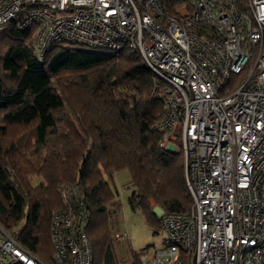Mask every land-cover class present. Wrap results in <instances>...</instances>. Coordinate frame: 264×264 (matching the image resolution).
<instances>
[{"label": "built area", "instance_id": "built-area-1", "mask_svg": "<svg viewBox=\"0 0 264 264\" xmlns=\"http://www.w3.org/2000/svg\"><path fill=\"white\" fill-rule=\"evenodd\" d=\"M180 1L0 0V31L20 14L40 61L58 44L126 48L165 83L159 146L183 154L192 205L161 211L163 246L141 264H264V0ZM83 208L53 214L56 264L93 263ZM0 264L45 263L0 223Z\"/></svg>", "mask_w": 264, "mask_h": 264}, {"label": "trees", "instance_id": "trees-1", "mask_svg": "<svg viewBox=\"0 0 264 264\" xmlns=\"http://www.w3.org/2000/svg\"><path fill=\"white\" fill-rule=\"evenodd\" d=\"M161 6L176 15L181 1ZM20 19L0 31V222L22 248L56 264L53 214L83 205L92 264H122L111 232L117 173L129 172V203L153 234L162 228L155 207L186 213L192 205L183 154L159 146L165 83L126 48L58 44L40 61L36 29H20Z\"/></svg>", "mask_w": 264, "mask_h": 264}, {"label": "rangeland", "instance_id": "rangeland-1", "mask_svg": "<svg viewBox=\"0 0 264 264\" xmlns=\"http://www.w3.org/2000/svg\"><path fill=\"white\" fill-rule=\"evenodd\" d=\"M40 180L35 179L33 183L37 184ZM114 183L120 193L119 199L121 201V207L119 211L112 210V238L120 262L122 264H128L133 254L141 256L142 254H148L149 252H155L157 249H160L163 246L164 231L161 228L158 234H153L143 214L132 209L129 203L130 174L127 170L117 173L114 176ZM154 211L159 216L162 210L159 207H155ZM118 229L121 232H126L128 238H124L123 241H117L113 235L114 231L116 232Z\"/></svg>", "mask_w": 264, "mask_h": 264}]
</instances>
